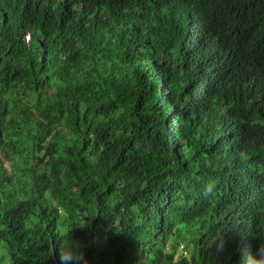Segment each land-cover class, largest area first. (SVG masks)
Instances as JSON below:
<instances>
[{
  "label": "trees",
  "instance_id": "16d2710c",
  "mask_svg": "<svg viewBox=\"0 0 264 264\" xmlns=\"http://www.w3.org/2000/svg\"><path fill=\"white\" fill-rule=\"evenodd\" d=\"M0 264H264V0H0Z\"/></svg>",
  "mask_w": 264,
  "mask_h": 264
},
{
  "label": "rangeland",
  "instance_id": "374dc122",
  "mask_svg": "<svg viewBox=\"0 0 264 264\" xmlns=\"http://www.w3.org/2000/svg\"><path fill=\"white\" fill-rule=\"evenodd\" d=\"M4 164L7 166L8 164H7V162L4 160Z\"/></svg>",
  "mask_w": 264,
  "mask_h": 264
}]
</instances>
